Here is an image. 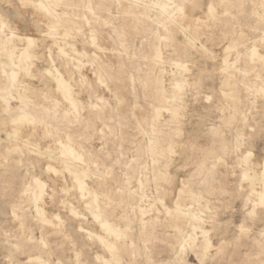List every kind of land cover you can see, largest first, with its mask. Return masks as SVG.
Instances as JSON below:
<instances>
[{"label":"rangeland","instance_id":"1","mask_svg":"<svg viewBox=\"0 0 264 264\" xmlns=\"http://www.w3.org/2000/svg\"><path fill=\"white\" fill-rule=\"evenodd\" d=\"M263 91L264 0H0V264H264Z\"/></svg>","mask_w":264,"mask_h":264},{"label":"bare ground","instance_id":"2","mask_svg":"<svg viewBox=\"0 0 264 264\" xmlns=\"http://www.w3.org/2000/svg\"><path fill=\"white\" fill-rule=\"evenodd\" d=\"M59 1H60V0H59ZM134 1H135V0H134ZM56 2H57V1H56ZM50 6H51V5H50ZM52 7H53V6H52ZM44 8H45V7H44ZM162 8H163V7H162ZM58 22H59V21H58ZM51 26H52V25H51ZM52 27H53V26H52ZM59 27H60V26H59ZM59 27H58V28H59ZM27 40H28V39H27ZM29 45H31V42H29ZM253 50H254V49H253ZM253 50H252V51L250 50V51L253 52ZM250 51H249V52H250ZM21 54H22V53H21ZM29 54H30V53H29ZM253 54H254V52H253ZM253 54H252V55H253ZM21 56H22V55H21ZM253 56H254V55H253ZM262 56H263V55H262ZM27 58H28V57H27ZM31 58H32V57H31ZM256 60H257V59H256ZM50 61H51V60H50ZM258 61H259V60H258ZM260 63H262V62H260ZM14 73H15V72H14ZM50 75H51V74H50ZM61 80H62V79H60V78H57V79H56V81H57V83H58V86H59V88L62 89L63 91L67 92V88H66V86L63 84V82H62ZM64 83H65V82H64ZM175 87H176V85H175ZM175 87H174V88H175ZM260 87H261V86H260ZM176 88H177V87H176ZM177 89H178V88H177ZM256 89H257V88H256ZM259 89H260V88H259ZM174 90H175V89H174ZM58 91H59V90H58ZM257 92H259V91L257 90ZM263 93H264V91H263ZM71 97H72V96H71ZM71 100H72V99H71ZM71 100H70V101H71ZM71 102H72V101H71ZM72 103H73V102H72ZM74 103H75V102H74ZM71 105L73 106V105H75V104H71ZM76 106H77V104H76ZM74 107H75V106H74ZM65 148H66V150H67V151H66V154H67L68 156H70L71 158H72V157L74 158L75 155H73V152H72L69 148H67V147H65ZM251 154H252V153H251ZM248 155H249V154H248ZM249 156H251V155H249ZM251 157H252V156H251ZM251 159H252V158H251ZM75 160H76V159H75ZM249 161H250V160H249ZM248 166H249V164H248ZM262 166H263V165H262ZM245 171H246V169H245ZM245 171H244V172H245ZM55 172H56V171H55ZM58 172H59V171H58ZM58 172H56V173H58ZM60 172H61V171H60ZM260 172H261V171H260ZM262 172H263V171H262ZM262 172H261V173H262ZM246 173H247V171H246ZM248 173H250V172L248 171ZM248 173H247V175H248ZM261 173H260V174H261ZM58 174H59V173H58ZM255 174H256V173H255ZM262 174H263V173H262ZM250 176H251V175H250ZM250 176H249V177H250ZM253 176H254V175H253ZM259 176H260V175H259ZM242 177H244V176H242ZM260 177H261V176H260ZM262 177H264V175H263ZM262 177L260 178V181L263 180ZM247 178H248V177H247ZM36 179H37V178H36ZM245 179H246V178H245ZM261 179H262V180H261ZM34 180H35V179H34ZM74 181H75V182L78 181V178H77V177H74ZM79 182H80V181H79ZM35 183H36V182H35ZM38 183H39V181H38ZM77 183H78V182H77ZM81 183H82V182H81ZM81 183L78 184V189H79V188H82V187L84 186V185L81 186ZM260 183H261V182H260ZM42 184H43V183H42ZM261 184H262V183H261ZM45 185H46V184H45ZM36 186H37V185H36ZM36 186H35L34 188H36ZM37 187H39V194H37V195H38V196H37V199H38V198H40V196L42 197V195H43V194H42L43 186H42L41 183H40V184H38ZM262 187H263V186H262ZM36 189H37V188H36ZM262 189H263V188H262ZM68 190H69V188H68ZM68 190H67V191H68ZM81 191H82V189L80 190V192H81ZM64 192H65V191H64ZM260 193H261V192H260ZM262 195H264V194H262ZM263 198H264V197H263ZM261 200H262V199H261ZM70 213H71V212H70ZM71 214H72V213H71ZM73 214H74V213H73ZM73 214H72V215H73ZM55 216H57V215H55ZM94 216L96 217L97 215H94ZM55 218H56V217H55ZM96 218H97V217H96ZM94 219H95V218H94ZM97 219H98V218H97ZM95 220H96V219H95ZM99 226H100V225H99ZM102 226L104 227L105 225L102 224V225H101V228H103ZM105 229H107V228H105ZM105 229H104V230H105ZM102 230H103V229H102ZM103 233H104V232H103ZM105 233H107V230H106ZM111 233H113V232L111 231ZM111 233H110L109 235H112ZM114 234H115V232H114ZM106 235H108V234H106ZM102 238H103V237H102ZM99 239H100V238H99Z\"/></svg>","mask_w":264,"mask_h":264}]
</instances>
